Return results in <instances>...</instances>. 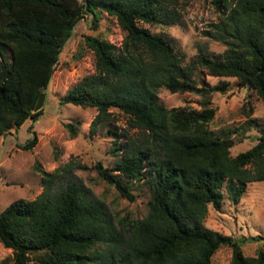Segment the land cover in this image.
<instances>
[{"label": "trees", "instance_id": "trees-1", "mask_svg": "<svg viewBox=\"0 0 264 264\" xmlns=\"http://www.w3.org/2000/svg\"><path fill=\"white\" fill-rule=\"evenodd\" d=\"M173 3L0 0V135L40 114L43 90L74 24L83 14L95 22L105 12L123 32L119 46L84 35L94 73L68 88L59 102L95 109L89 134L110 120V108L122 112L136 136L107 128L116 159L109 168L96 163L94 169L129 201L128 184L143 182L149 191L146 213L127 220L123 231L102 198L72 175L70 162L51 171L34 166L40 192L0 211L8 264H210L220 246L230 248L227 264H264L262 251L244 256L238 241L203 225L208 206L218 211L224 197L236 203L247 183L264 180V133L231 156L229 132L208 128L214 114L209 95L224 92L228 83L207 85L196 76L202 70L235 78L236 86L254 89L264 104V0H210L220 16L205 33L224 48H198L186 62L168 39L139 24H175ZM159 88L192 92L199 108L165 107ZM65 126L74 136L75 125ZM35 142L33 136L20 148Z\"/></svg>", "mask_w": 264, "mask_h": 264}, {"label": "rangeland", "instance_id": "rangeland-1", "mask_svg": "<svg viewBox=\"0 0 264 264\" xmlns=\"http://www.w3.org/2000/svg\"><path fill=\"white\" fill-rule=\"evenodd\" d=\"M170 6L178 15L175 24H139L151 33L168 39L184 62L198 48L209 53L223 50L221 42L205 33L220 16L210 0H174ZM84 35L96 36L119 46L123 32L114 17L102 11L95 22L91 21L89 13L83 14L76 21L58 53L43 90L40 114L35 119H25L18 128L0 135V211L12 200H30L40 192V176L34 166L43 171H51L70 162L74 165L72 175L79 178L95 196L102 198L108 210L116 215L115 225L124 231L129 224L127 220L140 219L146 213L148 188L143 182L128 184L133 196V200L129 201L98 176L94 165L100 163L109 168L116 159L110 152L113 137L107 134V128H114L119 135L126 131L132 136H136L135 130L127 127L126 116L122 112L110 108V120L89 134L88 124L95 109L59 102L68 88L82 77L94 73L93 55L83 42ZM197 72V78L203 79L207 85L220 80L228 83L224 92H212L209 95L214 114L208 128L214 132H229L228 137L233 142L229 148L231 156L246 150L255 143L259 134L264 133L263 102L254 89L236 86L235 78L213 77L202 70ZM157 98L165 107L199 108L200 98L192 92L171 93L159 88ZM249 119L253 121L245 124ZM66 123L75 125L74 136H69ZM33 136L36 142L31 148H20ZM203 225L238 241L244 256H254L259 250L264 253V180L247 183L236 203L224 197L218 211L208 206ZM9 255L10 250L0 243V261L4 260L3 263L8 264ZM229 258L230 248L220 246L212 254L210 264H227Z\"/></svg>", "mask_w": 264, "mask_h": 264}, {"label": "water", "instance_id": "water-1", "mask_svg": "<svg viewBox=\"0 0 264 264\" xmlns=\"http://www.w3.org/2000/svg\"><path fill=\"white\" fill-rule=\"evenodd\" d=\"M57 56H58V54H57Z\"/></svg>", "mask_w": 264, "mask_h": 264}]
</instances>
